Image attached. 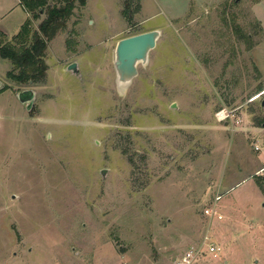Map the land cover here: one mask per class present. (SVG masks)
I'll list each match as a JSON object with an SVG mask.
<instances>
[{"label": "rangeland", "instance_id": "rangeland-1", "mask_svg": "<svg viewBox=\"0 0 264 264\" xmlns=\"http://www.w3.org/2000/svg\"><path fill=\"white\" fill-rule=\"evenodd\" d=\"M27 18L0 0L8 39ZM151 30L118 87L116 43ZM44 61L16 84L0 58V264H173L204 238L195 264H264V0H86Z\"/></svg>", "mask_w": 264, "mask_h": 264}, {"label": "trees", "instance_id": "trees-1", "mask_svg": "<svg viewBox=\"0 0 264 264\" xmlns=\"http://www.w3.org/2000/svg\"><path fill=\"white\" fill-rule=\"evenodd\" d=\"M54 1L53 6L47 7V0H19L28 18L11 39L0 31V58L11 65V70L6 74L10 81L16 84H36L43 80L48 42L64 28L76 3L81 7L86 3V0ZM41 13H45V19L38 25L37 30H32V21L37 20Z\"/></svg>", "mask_w": 264, "mask_h": 264}, {"label": "water", "instance_id": "water-1", "mask_svg": "<svg viewBox=\"0 0 264 264\" xmlns=\"http://www.w3.org/2000/svg\"><path fill=\"white\" fill-rule=\"evenodd\" d=\"M160 37L158 30H151L119 40L112 52V63L118 87H127L138 75V66L148 62L149 54L156 47ZM68 71L77 73L75 64L67 67ZM3 89L0 82V91ZM18 102L25 105L27 110L32 108L34 93L29 90L17 93ZM175 105H172L174 108ZM264 108V100L262 101ZM103 174V172H102Z\"/></svg>", "mask_w": 264, "mask_h": 264}, {"label": "built area", "instance_id": "built-area-1", "mask_svg": "<svg viewBox=\"0 0 264 264\" xmlns=\"http://www.w3.org/2000/svg\"><path fill=\"white\" fill-rule=\"evenodd\" d=\"M220 197L217 196L215 201H219ZM215 202V203H216ZM215 213V212H214ZM213 211H209L208 209L205 210L206 215H213ZM221 217L217 215V219ZM203 246L206 247L204 250ZM218 252V248L216 245L210 242L208 238H204L202 245L199 248H189L180 259H177L173 264H195L198 260V257L202 256L203 253L207 255H215Z\"/></svg>", "mask_w": 264, "mask_h": 264}, {"label": "crops", "instance_id": "crops-1", "mask_svg": "<svg viewBox=\"0 0 264 264\" xmlns=\"http://www.w3.org/2000/svg\"><path fill=\"white\" fill-rule=\"evenodd\" d=\"M28 16V15H27Z\"/></svg>", "mask_w": 264, "mask_h": 264}]
</instances>
